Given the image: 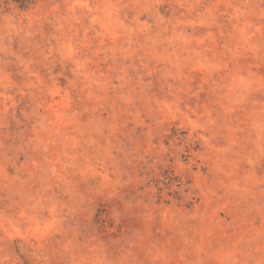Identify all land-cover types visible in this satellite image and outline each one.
Masks as SVG:
<instances>
[{
  "label": "rangeland",
  "instance_id": "1",
  "mask_svg": "<svg viewBox=\"0 0 264 264\" xmlns=\"http://www.w3.org/2000/svg\"><path fill=\"white\" fill-rule=\"evenodd\" d=\"M0 264H264V0H0Z\"/></svg>",
  "mask_w": 264,
  "mask_h": 264
},
{
  "label": "trees",
  "instance_id": "2",
  "mask_svg": "<svg viewBox=\"0 0 264 264\" xmlns=\"http://www.w3.org/2000/svg\"><path fill=\"white\" fill-rule=\"evenodd\" d=\"M9 1L17 4L20 8H27L31 5H35L39 0H9Z\"/></svg>",
  "mask_w": 264,
  "mask_h": 264
}]
</instances>
